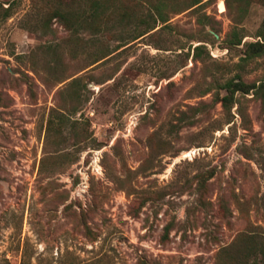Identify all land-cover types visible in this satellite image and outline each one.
<instances>
[{
  "label": "rangeland",
  "instance_id": "1",
  "mask_svg": "<svg viewBox=\"0 0 264 264\" xmlns=\"http://www.w3.org/2000/svg\"><path fill=\"white\" fill-rule=\"evenodd\" d=\"M97 1L0 0V264H264V6Z\"/></svg>",
  "mask_w": 264,
  "mask_h": 264
},
{
  "label": "trees",
  "instance_id": "2",
  "mask_svg": "<svg viewBox=\"0 0 264 264\" xmlns=\"http://www.w3.org/2000/svg\"><path fill=\"white\" fill-rule=\"evenodd\" d=\"M246 1H247L246 4L249 6L252 5L253 3H259L262 6H264V0H246ZM201 2H202V0H193L191 5L189 6V8H192V7L200 4ZM241 2L242 1H240L239 6H240V8H243L244 6ZM225 3L227 5V7H229V8L232 6L231 0H225ZM97 5H99V2L96 0L95 6H97ZM99 12L100 11H97L95 13V15L98 16ZM161 20L163 22L168 21V19H165L163 17L161 18ZM154 28H156V26L153 27L152 29H154ZM146 33H148V32L141 34V36H143ZM257 36L260 37L259 40L245 43L244 56H243L244 60H249V59H252V58L257 57V56H262L264 54V20L261 24V27L258 31ZM243 38H244V36L240 33V30L236 25L232 29V31L228 35V37L226 38L225 43H226L227 47L239 46L242 44ZM202 47H203L202 44L197 45L195 47L196 54L200 55V51H201ZM225 89L227 91V94L224 95L220 99V101L222 102V104L224 105L225 108H228L230 106L235 93L238 91L248 93L251 90L256 89V93L260 94L264 99V81H262L259 85H257V84L247 83L243 80H238V81L231 80V81L226 83Z\"/></svg>",
  "mask_w": 264,
  "mask_h": 264
},
{
  "label": "water",
  "instance_id": "3",
  "mask_svg": "<svg viewBox=\"0 0 264 264\" xmlns=\"http://www.w3.org/2000/svg\"><path fill=\"white\" fill-rule=\"evenodd\" d=\"M216 36H218V35L216 34Z\"/></svg>",
  "mask_w": 264,
  "mask_h": 264
}]
</instances>
